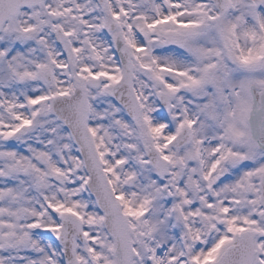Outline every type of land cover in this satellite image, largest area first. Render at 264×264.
I'll return each instance as SVG.
<instances>
[{"label":"snow or ice","instance_id":"6c2138e0","mask_svg":"<svg viewBox=\"0 0 264 264\" xmlns=\"http://www.w3.org/2000/svg\"><path fill=\"white\" fill-rule=\"evenodd\" d=\"M0 264H264V0H0Z\"/></svg>","mask_w":264,"mask_h":264}]
</instances>
